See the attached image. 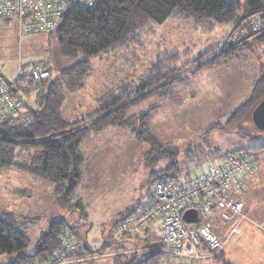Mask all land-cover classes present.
Listing matches in <instances>:
<instances>
[{"label": "trees", "instance_id": "obj_1", "mask_svg": "<svg viewBox=\"0 0 264 264\" xmlns=\"http://www.w3.org/2000/svg\"><path fill=\"white\" fill-rule=\"evenodd\" d=\"M241 9L242 14H239ZM259 11H264V0H244L242 6L232 0H95L90 8L79 6L68 8L55 27V32L60 55L75 62L60 70L56 79L50 75L48 78L32 81L27 79L26 73L22 77L16 74L10 85L15 95L18 93L22 95L25 102L17 97L22 105L19 110L0 112V169L16 170L18 175L37 177L51 183L56 202L69 212L77 211L79 219L86 221L88 214L83 205L72 199L79 184L89 177L82 147L90 145L93 138L108 129L120 133L126 131L125 133L136 142L149 146L150 153L148 151L147 156L154 155L158 160L162 158L169 162L156 171L158 173L153 170L149 173V177L153 178L148 182L149 186L158 180L186 183L190 180L191 174L178 181L173 179L179 173L177 162L179 153L168 144L160 143L149 131L147 125L149 114L156 107L138 113L133 108L151 97L163 100L174 98L176 87L182 82L179 77L181 68L189 65L186 62L190 63V61L183 63L182 60L188 56L189 51L180 52L176 47L162 50L147 71L139 77L137 83L134 79L126 77L121 86L118 85L117 90L106 87L102 93H96L93 99L96 109L87 118L78 122L67 121L61 112L65 93H74L84 88L92 75L95 60L108 53L127 51L142 33L167 20H181L190 30H202L209 34L219 25L231 24L234 28L243 18ZM0 19L10 22L5 18ZM230 33L229 43L232 42ZM248 42L264 44V32ZM244 45L226 51L223 49L216 55L212 54L214 48L207 49L205 53L209 54L208 57L207 55L203 57L205 53L198 52L191 60V64H196L191 68V72L214 69L230 63L244 50L241 47ZM46 63L35 64L48 69ZM35 64L23 66L22 70H25L23 72ZM16 72L18 73V70ZM28 98H32V105L27 103ZM262 101L264 74L252 83L247 98L234 108L225 125L238 129L243 122L253 119V112ZM256 151L259 150L251 147L235 152L227 151L225 154L243 153L256 156L252 162L254 169L252 171L247 169L242 173L240 178L242 187L246 179L259 170L261 155L259 153L258 157ZM198 153L195 151L193 156L188 157V162H194V157H197ZM223 158H218L217 162ZM205 164H196L194 172L197 166L204 167ZM150 188L147 193L148 199ZM240 191L236 193L237 200L242 202L241 212L236 214L237 220L241 218L239 225L247 221L264 232L262 224L253 222L245 214L244 202L238 197ZM17 192L25 195L28 193L25 188ZM137 201L113 222L100 247L94 249L86 245L85 240L74 243L72 237L77 226H70L65 216H54L47 221V230L42 231L34 242V251L26 253L24 249L27 248L29 239L21 229L22 224L28 222L27 218H18L12 211L0 210V254L10 257L5 264H45L61 252L68 259L71 254L81 258L89 256L90 259H97L112 248L111 264H158L160 256L164 254L163 243L159 239L153 240L145 235L137 242L135 235L133 237L130 234L119 237L114 235V225L136 210V206L139 205V200ZM215 207L213 214L207 217L206 221L211 223L212 231L218 236L212 222L215 217H220L215 213ZM239 225L237 232L233 234L239 232ZM228 233L229 230L221 239L226 238ZM121 242H130L132 248L120 245ZM225 246L226 243L217 251L211 249L209 244L201 239L198 252L208 256L193 261L212 258L221 259V264H233L226 258Z\"/></svg>", "mask_w": 264, "mask_h": 264}, {"label": "rangeland", "instance_id": "obj_2", "mask_svg": "<svg viewBox=\"0 0 264 264\" xmlns=\"http://www.w3.org/2000/svg\"><path fill=\"white\" fill-rule=\"evenodd\" d=\"M232 1L239 2L241 6L244 2ZM239 14H242V9ZM233 29L231 24L219 25L208 34L202 30H190L181 20H167L153 26L151 30L142 33L127 51L108 53L94 61L92 75L84 88L74 93H65L61 107L64 118L69 122L87 118L96 109L93 100L96 93H102L106 87L117 90L126 77L137 83L162 50L176 47L180 52L189 51L188 56L182 60L183 63H190L186 62L189 65L181 68L179 77L182 82L176 87L174 98L163 100L151 97L133 108L138 113L156 107L149 114L147 125L160 143L168 144L179 153V173L173 179L178 181L190 174L192 176L195 165L206 161L207 157H211V164L216 163L218 158L213 156L214 151L218 152L220 158L227 151L235 152L251 147L259 150V142L264 139V128H259L254 118L243 122L238 129L225 125L234 108L247 98L252 83L264 74V44L248 42L256 35L240 43L230 39L232 42L229 43V33ZM57 43L55 28L50 33L20 35L15 23L0 19V72L4 79L12 83L16 74L18 77L23 76L16 72L18 68L44 62H47L51 71V78L56 79L60 70L75 62L60 55ZM242 44H245L241 46L244 50L230 63L191 72V68L196 65L191 64V60L198 52L205 53L207 49L214 48L212 54L216 55L223 49L226 51ZM216 45L220 47L215 48ZM205 55L208 57L209 54L205 53L203 57ZM17 97L25 102L19 93ZM27 103L32 105V98H28ZM125 132L106 130L93 138V142L97 141L96 147L90 148V144L82 149L88 157L94 154L95 157L100 155L112 161L104 170L108 176L106 179L101 181L99 174H95L91 180L89 175L72 196L74 202L79 201L84 206L88 214L86 221L79 219L77 211L69 212L56 202L51 183L37 177L18 175L16 170L0 169V210L12 211L18 218H27L28 222L23 223L21 229L29 239L24 249L26 253L34 251V242L42 231L47 230V221L54 216H65L70 226H77L74 228V243L85 240L94 249L100 247L102 234L105 235L113 222L134 206L137 200L139 205L136 209L144 207L151 186L148 182L153 179L149 173L152 170L158 173L156 171L169 162L162 158L158 160L151 154L147 156L148 151L150 153L149 146L136 142ZM100 142H105L106 147L98 148ZM195 151L199 152L198 156L194 157V162H188V157L193 156ZM256 153L259 157V151ZM104 164L105 161L100 168ZM247 179L249 182L251 177ZM244 183L238 197L244 202L243 210L247 212V217L259 223V181ZM24 188L28 192L26 195L17 192ZM223 224L227 232L234 223ZM149 236L153 240L159 239L157 231ZM259 237H264V232L259 228L247 221L241 223L239 232L227 239L224 250L227 260L233 264H259ZM131 245L127 246L131 249ZM263 250L261 254H264ZM107 251L111 255L113 250L109 248ZM111 258H97L96 261L83 264H111ZM9 259V256L0 254V264L7 263ZM209 259L207 264H221V259ZM168 261V257L163 254L158 264H166ZM194 262L197 261H192V264Z\"/></svg>", "mask_w": 264, "mask_h": 264}, {"label": "built area", "instance_id": "obj_3", "mask_svg": "<svg viewBox=\"0 0 264 264\" xmlns=\"http://www.w3.org/2000/svg\"><path fill=\"white\" fill-rule=\"evenodd\" d=\"M95 0H0V17L16 24L20 35H32L38 32L52 31L63 14L72 6L90 8ZM264 32V11H259L243 18L234 27L230 35L233 42L250 40L254 35ZM18 73L32 81L48 78L50 71L40 65H33L30 70ZM21 102L15 95L12 85L6 84L0 73V112H13L21 108ZM1 117V114H0ZM255 155L227 154L217 163L206 162L204 167L196 168L186 183L158 180L152 183L150 198L141 209L117 222L114 227L116 237L126 234L136 235L150 225L158 224L159 240L163 243L164 254L170 262H192L208 255L198 252V245L203 239L211 249L220 250L228 237L236 233L241 220L230 227L226 238L221 239L211 229L206 218L218 213L222 220L228 221L232 214H240L242 202L236 193L241 190L240 178L245 170L254 169L252 162ZM229 191V193L227 191ZM195 210L197 222L187 223L182 214L185 210ZM204 219V220H203ZM65 255L61 252L45 264H64Z\"/></svg>", "mask_w": 264, "mask_h": 264}, {"label": "crops", "instance_id": "obj_4", "mask_svg": "<svg viewBox=\"0 0 264 264\" xmlns=\"http://www.w3.org/2000/svg\"><path fill=\"white\" fill-rule=\"evenodd\" d=\"M106 130H108V129H106ZM106 130H104V131H106ZM92 142H91L90 148L96 147L97 146V141H94L93 143ZM100 144L101 145L98 148L106 147V146H104L105 142H100ZM107 144L110 145V143H107ZM85 146H87V145H85ZM259 146H261V148H259V153L261 155V161H260V165H259V171H257L253 175H251L250 176L251 179L249 180V182H248V179H247L246 180V183L247 184H251V183H253L256 180L259 181V224H263L264 225V139L259 142ZM82 148L84 149V146ZM213 156H216L217 158H219V154L217 153V151H214ZM87 157L88 156L85 155V167H87V173H89V175H91V177H92L91 180L93 178H95V176H96L95 174H99V178H100L101 181L104 180V179H106L108 176H107V173L104 172V170L107 169V167L110 164H112L111 159L105 158L104 156H100V155H99V157H95L94 154H92L90 157H88L89 159ZM108 157H110V156H108ZM210 158L211 157H207L206 158V161L200 162V164H205L206 162H210L211 161ZM104 161H105L104 167L103 168H100V166L102 165V163ZM197 164H199V163H197ZM99 168L101 170H103V172L100 171ZM119 213L120 212H118L117 214H119ZM245 214L248 216L247 212H245ZM236 220H237L236 214H232L231 217H230V220H228V221H224V220L220 219L219 216L218 217H215V219L212 220V222L215 224V229L214 230L216 231L218 237L219 238H223V237H225V235L227 233L224 230V224L223 223H227V224H229V223H235ZM243 222H245V221H243ZM243 222H241V223H243ZM156 231L158 232V224L157 223H154L153 225H150L145 231H142L141 233L136 234V235L134 234L135 236L132 235V237L134 236L135 237V240L138 242L139 239L141 240V238H143V236H145V235L149 236L153 232H156ZM106 234L107 233H105V235ZM105 235L102 234V238H101L102 241H103ZM72 238H73V240H75L74 237H72ZM119 244L120 245L127 246V245H130V242H121ZM86 245H87V243H86ZM263 248H264V237H259V243H258V249H259V254H258V256H259V264H261L262 261L264 262V254H261L260 253ZM112 253H113V251H112ZM111 255L110 254H105L101 258L108 257V256H111ZM84 260H87V261H84ZM94 260H95V258L90 259L89 256H87L85 258L84 257L81 258V257H76L75 254H71L70 257H69V259H67V261H66L65 264H83L85 262L94 261ZM208 260H210V259L204 260L205 262L204 261H202V262L201 261L200 262L197 261V262H194L193 264H207L208 263ZM166 264H184V263H182V262H177L176 263V262H169L168 261ZM190 264H192V262Z\"/></svg>", "mask_w": 264, "mask_h": 264}, {"label": "water", "instance_id": "obj_5", "mask_svg": "<svg viewBox=\"0 0 264 264\" xmlns=\"http://www.w3.org/2000/svg\"><path fill=\"white\" fill-rule=\"evenodd\" d=\"M4 81L6 84H9L6 79H4ZM253 118L257 121L259 128H264V101H262L253 112ZM182 218L187 223L197 222L199 219L197 212L192 209L185 210L182 214Z\"/></svg>", "mask_w": 264, "mask_h": 264}, {"label": "clouds", "instance_id": "obj_6", "mask_svg": "<svg viewBox=\"0 0 264 264\" xmlns=\"http://www.w3.org/2000/svg\"><path fill=\"white\" fill-rule=\"evenodd\" d=\"M10 84V83H9ZM68 259V258H67ZM67 259H66V261H67Z\"/></svg>", "mask_w": 264, "mask_h": 264}]
</instances>
